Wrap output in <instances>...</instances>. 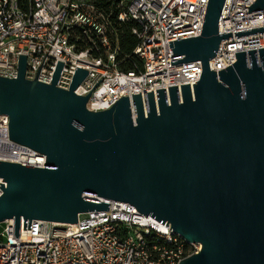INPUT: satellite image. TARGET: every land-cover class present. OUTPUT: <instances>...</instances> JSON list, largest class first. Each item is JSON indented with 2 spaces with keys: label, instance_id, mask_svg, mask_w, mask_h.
I'll list each match as a JSON object with an SVG mask.
<instances>
[{
  "label": "water",
  "instance_id": "obj_1",
  "mask_svg": "<svg viewBox=\"0 0 264 264\" xmlns=\"http://www.w3.org/2000/svg\"><path fill=\"white\" fill-rule=\"evenodd\" d=\"M224 0H208L201 34L169 41L171 64L200 60L198 81L132 94L109 108L90 110L92 89H74L88 71L76 67L68 88L25 77L18 55L15 77L0 75V113L8 137L45 156L43 166L0 160V223L14 219V235L32 219L75 223L78 214L108 209L107 198L128 202L158 225L201 248L178 264H264V47L235 52L216 71L208 60L222 39ZM248 11L264 10L255 0ZM264 32V26L235 31ZM47 54V53H46ZM44 60V59H43ZM43 62V61H42ZM146 112H143V106ZM167 223L164 226L167 227ZM164 228V227H163Z\"/></svg>",
  "mask_w": 264,
  "mask_h": 264
},
{
  "label": "built area",
  "instance_id": "obj_2",
  "mask_svg": "<svg viewBox=\"0 0 264 264\" xmlns=\"http://www.w3.org/2000/svg\"><path fill=\"white\" fill-rule=\"evenodd\" d=\"M255 0H224L218 19L222 39L209 69L218 72L236 60L235 52L264 47V32L236 36L238 30L264 26V10L248 11ZM208 0H0V75L15 77L19 54H25V77L50 83L58 60L64 62L57 85L68 88L76 67L88 71L74 89L86 95L90 110L109 108L132 94L198 81L200 60L171 64L169 41L201 34ZM134 22L137 44L131 53L120 49L122 24ZM47 53V54H46ZM134 57L132 67L123 68ZM44 59V60H43ZM43 61V62H42ZM8 116L0 113V160L43 166L45 156L8 137ZM0 177V182H5ZM2 189L0 188V194ZM108 209L78 214L67 224L32 219L30 231L23 219L14 235V219L1 222L0 264H178L197 253L201 244L190 242L137 211L131 203L102 197ZM167 223V227L164 226ZM164 227V228H163Z\"/></svg>",
  "mask_w": 264,
  "mask_h": 264
},
{
  "label": "trees",
  "instance_id": "obj_3",
  "mask_svg": "<svg viewBox=\"0 0 264 264\" xmlns=\"http://www.w3.org/2000/svg\"><path fill=\"white\" fill-rule=\"evenodd\" d=\"M136 24L134 22H127L125 24H122L120 27L119 32V43H120V49L122 53L129 54L131 53V50L134 48V46L137 44L136 37L131 33V27L135 26ZM134 57H131L130 59L126 60L124 64L122 65L123 68L129 69L132 67V60H134Z\"/></svg>",
  "mask_w": 264,
  "mask_h": 264
},
{
  "label": "bare ground",
  "instance_id": "obj_4",
  "mask_svg": "<svg viewBox=\"0 0 264 264\" xmlns=\"http://www.w3.org/2000/svg\"><path fill=\"white\" fill-rule=\"evenodd\" d=\"M142 106H143V112H146V107H145V105L143 104ZM133 113H134V112H133Z\"/></svg>",
  "mask_w": 264,
  "mask_h": 264
},
{
  "label": "rangeland",
  "instance_id": "obj_5",
  "mask_svg": "<svg viewBox=\"0 0 264 264\" xmlns=\"http://www.w3.org/2000/svg\"><path fill=\"white\" fill-rule=\"evenodd\" d=\"M2 225H3V224H2V223H0V229L2 228Z\"/></svg>",
  "mask_w": 264,
  "mask_h": 264
}]
</instances>
